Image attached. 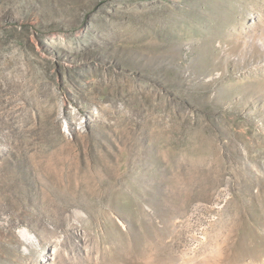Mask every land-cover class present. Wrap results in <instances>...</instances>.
I'll return each mask as SVG.
<instances>
[{
    "label": "rangeland",
    "instance_id": "1",
    "mask_svg": "<svg viewBox=\"0 0 264 264\" xmlns=\"http://www.w3.org/2000/svg\"><path fill=\"white\" fill-rule=\"evenodd\" d=\"M0 264H264V0H0Z\"/></svg>",
    "mask_w": 264,
    "mask_h": 264
}]
</instances>
